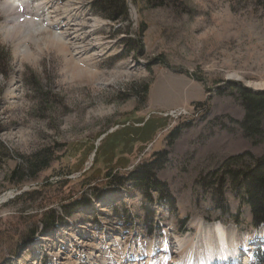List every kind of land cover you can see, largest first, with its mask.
I'll list each match as a JSON object with an SVG mask.
<instances>
[{"label":"rangeland","instance_id":"obj_1","mask_svg":"<svg viewBox=\"0 0 264 264\" xmlns=\"http://www.w3.org/2000/svg\"><path fill=\"white\" fill-rule=\"evenodd\" d=\"M5 1L0 264H167L165 244L184 238L193 243L187 263L203 264L196 232L205 228L209 238L215 222L242 241L239 264H264L257 238L264 223L254 226L233 183V173L264 159V121L262 136L244 135L236 91L264 93V0H115L117 21L94 0H58V7L75 2L68 15L95 25L83 28V55L77 39L76 46L66 39L67 61L54 36L63 18L37 42L30 35L10 43L1 33L13 26ZM44 2L27 0L25 19L45 18L37 7ZM38 156L49 166L32 178L23 169ZM141 165L172 204L157 190L146 200L124 180ZM84 198L89 204L65 214ZM51 219L57 223L47 232Z\"/></svg>","mask_w":264,"mask_h":264},{"label":"bare ground","instance_id":"obj_2","mask_svg":"<svg viewBox=\"0 0 264 264\" xmlns=\"http://www.w3.org/2000/svg\"><path fill=\"white\" fill-rule=\"evenodd\" d=\"M44 3H40L37 7L43 8L45 11V18H42L39 20L40 22L34 23L31 20H26L25 17L26 14V2L27 0H6L2 3L3 10L6 14L7 21L9 24H12L13 26L10 27H3V31L1 32L4 35V39L9 41L10 43H14L15 41H21L22 37L24 36H34V39L29 40H35L37 42V39L40 40V37H44L37 34H39L41 31H45L46 28L52 27L53 24L58 23L60 19L63 18V21L61 24H58L57 26L61 25V29H59L58 33H55V39L57 40V47L61 50H57L64 61H67V55H68V44H66V39L73 40L71 45L76 46L79 45L78 43L74 42V40H78L79 43L82 45L85 42V35L83 34V28H88L89 30L91 28H94V22L93 24H89L88 20L84 18L83 16H69L68 14L75 9V2H70L69 4L58 7L57 1L58 0H41ZM82 17V18H81ZM14 22H17V24L14 25ZM96 24V23H95ZM40 38V39H39ZM67 40V41H68ZM24 47L26 49H29V46L25 43ZM86 46H81L80 49H75L77 51V55H83V49H85ZM28 52L30 50H27ZM87 52V50H85ZM70 55V54H69ZM39 60V55H36L34 57V63H37ZM33 63V62H32ZM86 71V70H85ZM74 72V71H73ZM92 75V74H91ZM253 88H262L263 85L259 84H250ZM7 90V95L11 96L14 95L16 91L15 87V80L11 82V86ZM15 97V96H13ZM2 201H0L1 203ZM199 222V221H198ZM198 224V223H197ZM195 226V230H197V225ZM224 225L221 222H215L211 226H209L208 229V235L209 238H205L207 235V231L205 228H203L202 231L198 233L199 235L197 245L200 246H206L205 250V264H224L225 262H228L227 264H230L231 261H233L234 264H239V255H240V248L242 241L239 237H234L229 235ZM201 233H204L205 235L202 236ZM259 237L258 240L264 243V227H262L259 230L258 233ZM230 236V237H229ZM243 237V236H242ZM244 238V237H243ZM210 239V240H209ZM251 237H248L247 240H250ZM216 240V241H215ZM217 244V247H214L212 243ZM213 243V244H214ZM253 243H250V245ZM247 241L244 242V245H247ZM165 259H163L167 264H188L187 260L189 257H191V251L193 250V243L192 240H180V243L173 244L174 246L168 249V247H171L170 244H165ZM204 249V247H202ZM96 250V248H93ZM204 252V251H203ZM245 252V251H244ZM144 254L150 258L151 256L154 257V253L147 250ZM203 258V257H202ZM154 261H156L154 258L153 260H148L147 264H155ZM97 262V260H95ZM219 262V263H218ZM203 263V264H204ZM65 264H70L69 261H66ZM118 264H126L124 261Z\"/></svg>","mask_w":264,"mask_h":264},{"label":"trees","instance_id":"obj_3","mask_svg":"<svg viewBox=\"0 0 264 264\" xmlns=\"http://www.w3.org/2000/svg\"><path fill=\"white\" fill-rule=\"evenodd\" d=\"M114 1L115 0H94V9L101 10L108 20L117 21L118 16L114 14L115 11H112L115 4ZM236 91L240 100V105L244 110V117L242 121L239 122V126L244 135L251 138L262 136L260 127L264 121V93L253 92L240 86L237 87ZM241 157L242 156L230 158L227 162L228 166H230L229 164H234L237 160L241 159ZM44 159L43 156H38L33 160H26V168L25 170L23 169V171L29 173L32 178H34L35 173L49 166V161L46 162V159ZM233 174H235L233 183L236 192L242 196L241 201L249 207L254 226H260L264 223V159L255 161L252 168L244 173L240 174V172H235ZM124 180H128L134 188L138 189L146 200L151 199L150 192L152 190H157L161 192L162 195H165V199L172 204L167 192L164 191L165 187L156 183L150 166H138ZM86 204H89V202L84 198L82 201L75 202V204L70 207L66 206L67 209H65V214L70 216L76 208L85 206ZM58 222L62 223V225L65 224L62 219ZM56 223H54V221L50 222V224L47 223L45 231L48 232L53 229Z\"/></svg>","mask_w":264,"mask_h":264}]
</instances>
